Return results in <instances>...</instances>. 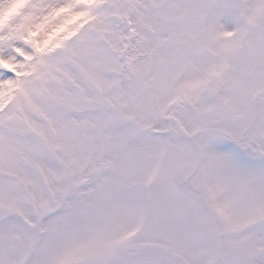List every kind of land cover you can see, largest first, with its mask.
Wrapping results in <instances>:
<instances>
[{
  "label": "snow or ice",
  "instance_id": "snow-or-ice-1",
  "mask_svg": "<svg viewBox=\"0 0 264 264\" xmlns=\"http://www.w3.org/2000/svg\"><path fill=\"white\" fill-rule=\"evenodd\" d=\"M0 264H264V0H0Z\"/></svg>",
  "mask_w": 264,
  "mask_h": 264
}]
</instances>
